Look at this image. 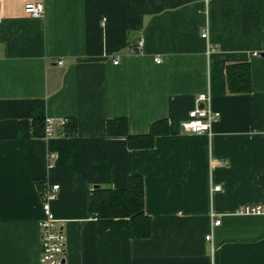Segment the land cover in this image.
I'll list each match as a JSON object with an SVG mask.
<instances>
[{"label":"crops","instance_id":"crops-1","mask_svg":"<svg viewBox=\"0 0 264 264\" xmlns=\"http://www.w3.org/2000/svg\"><path fill=\"white\" fill-rule=\"evenodd\" d=\"M254 53H264V0H0V264H38L40 190L55 184L62 264H264V215L239 213L264 206ZM240 64L251 90L231 94L227 68ZM202 93L220 114L211 136L181 129ZM45 119L75 121V135L35 136ZM114 119L130 135L158 121L168 132L132 150L107 133ZM130 176L143 180L148 238H132L128 218L88 215L94 187L124 190Z\"/></svg>","mask_w":264,"mask_h":264},{"label":"trees","instance_id":"trees-1","mask_svg":"<svg viewBox=\"0 0 264 264\" xmlns=\"http://www.w3.org/2000/svg\"><path fill=\"white\" fill-rule=\"evenodd\" d=\"M227 86L231 94H246L251 90L250 69L248 64L233 65L227 68ZM44 121H34L33 134L44 135ZM76 123L68 120L63 127L64 136H74ZM165 121L154 123L145 135H130L127 133L126 121L114 119L107 123V133L110 136H124L128 148L150 149L158 135L166 134ZM88 215L93 219L128 218L132 238L144 239L150 235V219L144 211V185L140 176H130L128 187L115 190L109 187L96 186L92 189L88 200Z\"/></svg>","mask_w":264,"mask_h":264},{"label":"built area","instance_id":"built-area-1","mask_svg":"<svg viewBox=\"0 0 264 264\" xmlns=\"http://www.w3.org/2000/svg\"><path fill=\"white\" fill-rule=\"evenodd\" d=\"M207 2V0H204ZM24 13L32 18H40L43 16L44 8L41 4H27L24 7ZM202 38H207V32L204 31L201 35ZM262 53H254L256 57L261 56ZM264 58V53L263 56ZM155 62L160 63L159 59ZM118 62L114 61L116 65ZM62 65V62H58ZM202 106V108H201ZM220 114L212 110L210 106V97L208 94H199L196 98V107L191 110L186 119L181 122V129L184 133L196 135H212V126L218 121ZM44 136L51 137L54 132V127H64L67 119H60L54 121L53 119H45ZM54 159V154L48 155V164L52 166L51 161ZM220 189L219 186L214 188L215 191ZM58 185H46L40 190L41 209L43 218L39 221V238H40V255L38 264H62L66 250V237L63 229L58 225V220L51 210V202L54 201L58 195ZM243 215L263 216L264 206L256 205L252 207H245L239 211ZM220 219L214 221V226L220 225ZM210 236L206 237L209 240Z\"/></svg>","mask_w":264,"mask_h":264},{"label":"water","instance_id":"water-1","mask_svg":"<svg viewBox=\"0 0 264 264\" xmlns=\"http://www.w3.org/2000/svg\"><path fill=\"white\" fill-rule=\"evenodd\" d=\"M261 56H263V53L261 54ZM201 108H202V106H201ZM63 262V261H62Z\"/></svg>","mask_w":264,"mask_h":264}]
</instances>
